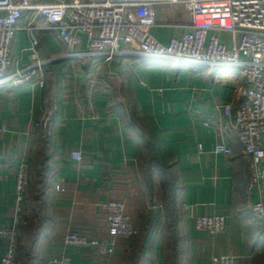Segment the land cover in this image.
<instances>
[{
  "label": "crops",
  "instance_id": "obj_1",
  "mask_svg": "<svg viewBox=\"0 0 264 264\" xmlns=\"http://www.w3.org/2000/svg\"><path fill=\"white\" fill-rule=\"evenodd\" d=\"M156 15L159 24L151 33L163 44L188 28L181 8L158 6ZM28 21L25 13L19 24ZM32 23L44 20L37 16ZM216 33L230 42L228 33ZM37 34L46 85L0 83V229L18 221L23 251L16 263L47 264L66 255L71 264H168L163 188L159 178L149 184L143 173L152 144L178 178V263L218 264L214 256L232 255L236 264H264V219L250 210L254 201L264 202V188L249 187L237 131L221 112L222 105L234 107L240 100L239 68L152 57L128 45L112 57L79 58L72 52L83 49L85 38L83 46L70 49L54 30ZM30 44L26 31L18 30L9 70L29 64ZM49 121L50 137L44 129ZM223 136L228 155L214 151ZM75 148L81 160L71 158ZM22 164L29 170V189L45 170L47 185L34 198L35 210H27L26 197H16L15 173ZM109 199L123 201L137 236L108 233L101 203ZM213 213L225 217L222 232L210 236L194 227L196 216ZM69 230L113 243L114 251L98 256L91 247L65 246ZM8 243L0 235V264Z\"/></svg>",
  "mask_w": 264,
  "mask_h": 264
},
{
  "label": "built area",
  "instance_id": "obj_2",
  "mask_svg": "<svg viewBox=\"0 0 264 264\" xmlns=\"http://www.w3.org/2000/svg\"><path fill=\"white\" fill-rule=\"evenodd\" d=\"M181 8L186 15V30L172 35L167 44L158 41L151 28L159 24L158 6ZM0 83L12 87L36 84L46 85L45 61L38 48L37 30L50 29L68 48L83 46L73 51L79 58L106 54L112 57L128 45L138 52L176 61L202 63L213 68H239L243 86L239 89V102L221 106L222 115L230 120L242 145L247 163L249 187L264 188V0H0ZM27 14L29 21L19 20ZM43 18L36 25L34 18ZM25 30L30 47V62L22 68L9 70L11 45L18 30ZM230 35V42H223L216 32ZM52 123L44 126L48 137L52 135ZM201 147V144H198ZM214 151L228 155L231 147L226 136L214 146ZM73 160H81L82 152L72 149ZM29 181L28 169L20 165L15 173V193L24 201ZM59 189V187H57ZM107 213L108 233L111 236L132 238L139 230L125 212L120 199L101 203ZM254 217L264 219V202L254 201L250 206ZM225 217L221 214L198 215L194 227L213 236L225 229ZM18 221L0 229V235L8 238V249L2 256L3 264H15V248ZM65 246L91 247L98 256L113 253V243L88 239L75 230H69L63 238ZM218 264H236L232 255L214 256ZM47 264H71L66 255L52 256Z\"/></svg>",
  "mask_w": 264,
  "mask_h": 264
},
{
  "label": "rangeland",
  "instance_id": "obj_3",
  "mask_svg": "<svg viewBox=\"0 0 264 264\" xmlns=\"http://www.w3.org/2000/svg\"><path fill=\"white\" fill-rule=\"evenodd\" d=\"M145 158V156H144ZM168 174H171V178L173 179L174 175L176 176V171L175 170H169ZM157 179V176H154ZM39 179L41 180V182L36 183L32 186L31 189H29V185H30V180L28 181V185H27V194H26V207L27 210L32 209L35 210V206H36V201L34 200V198L36 197V195H39L43 189L46 187L47 183H46V177H45V170H41ZM38 179V180H39ZM162 194H164V191H161ZM162 196V205H163V210H164V214H163V218L165 221V228H166V234L168 236L167 239V246H168V251H169V255H168V264H173L174 262H176L177 258H178V246L179 243L182 242L181 239V235L178 231V226H177V221H178V214H179V206L177 204V200L176 199H172V201L167 204L164 199H163V195ZM111 200V199H109ZM25 245L27 246V242L25 243ZM23 251V245L21 244V241L18 240V235H16V256H18L20 254V259H21V253ZM58 256V255H56ZM60 256V255H59ZM17 259V257H16Z\"/></svg>",
  "mask_w": 264,
  "mask_h": 264
},
{
  "label": "trees",
  "instance_id": "obj_4",
  "mask_svg": "<svg viewBox=\"0 0 264 264\" xmlns=\"http://www.w3.org/2000/svg\"><path fill=\"white\" fill-rule=\"evenodd\" d=\"M45 137L47 138V136ZM46 143H48L47 140ZM46 143L44 142L42 146L43 150L46 149V145H47ZM146 149L147 151L143 162L144 176L146 180L149 182V184L152 183L154 176H157V178H159L164 191L163 199L167 204H169L172 201V199L177 198V193L179 189L177 183L178 181L177 175L176 176L174 175L173 179L171 178L170 176L171 174H168L169 173L168 171L171 169L173 170L172 165L166 164L165 162H162V160L159 159L152 144H148ZM28 176H29V170H28ZM37 182L40 183L41 180H38ZM16 257L17 256H16V248H15V264H17ZM173 264H179L178 258L176 262H174Z\"/></svg>",
  "mask_w": 264,
  "mask_h": 264
}]
</instances>
